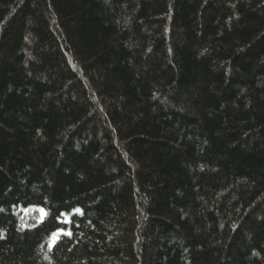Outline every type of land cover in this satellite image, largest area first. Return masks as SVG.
<instances>
[{"label":"trees","instance_id":"1","mask_svg":"<svg viewBox=\"0 0 264 264\" xmlns=\"http://www.w3.org/2000/svg\"><path fill=\"white\" fill-rule=\"evenodd\" d=\"M0 264H264V0H0Z\"/></svg>","mask_w":264,"mask_h":264}]
</instances>
